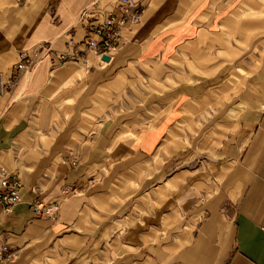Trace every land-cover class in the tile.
<instances>
[{
    "label": "crops",
    "instance_id": "1",
    "mask_svg": "<svg viewBox=\"0 0 264 264\" xmlns=\"http://www.w3.org/2000/svg\"><path fill=\"white\" fill-rule=\"evenodd\" d=\"M117 1L0 0V264H264V0H133L110 57L55 60Z\"/></svg>",
    "mask_w": 264,
    "mask_h": 264
},
{
    "label": "built area",
    "instance_id": "2",
    "mask_svg": "<svg viewBox=\"0 0 264 264\" xmlns=\"http://www.w3.org/2000/svg\"><path fill=\"white\" fill-rule=\"evenodd\" d=\"M141 10L133 0H118L115 3L114 12L103 16L101 20L93 18L86 25L84 38L81 42H75L73 37H69L66 50L55 52L54 58L59 63L85 61L86 54H78V48L84 49L80 52L92 54L94 57L106 59L115 53L120 45V33L128 25H137L140 21ZM42 49L50 50L47 46H41L39 51H34L30 55L21 53L16 69L20 72H30L39 60ZM13 83L7 85L11 88ZM20 202L19 184L15 177H4L0 180V205L5 211H9L12 206ZM58 202L45 204L35 201L31 204L34 216L46 217L54 220L59 212ZM13 254L6 245L0 247V262L9 263L13 260Z\"/></svg>",
    "mask_w": 264,
    "mask_h": 264
},
{
    "label": "rangeland",
    "instance_id": "3",
    "mask_svg": "<svg viewBox=\"0 0 264 264\" xmlns=\"http://www.w3.org/2000/svg\"><path fill=\"white\" fill-rule=\"evenodd\" d=\"M227 48H229V47H227L226 46V49H225V51H227ZM219 49H216V48H213V49H211L210 50V52H209V57L206 59L207 61H205V64L206 65H212L213 64V62H214V60H213V57H211V55H216V54H218V51ZM36 51H38V50H36ZM62 64V63H61ZM189 67H190V70L188 71V72H197V70H196V68H194V66L192 65V63H190L189 64ZM207 74H209V72L207 73ZM160 160V159H159ZM174 160V161H173ZM172 160V164L173 165H176V163H175V159H173ZM159 162H161V160L159 161ZM64 195H67V191H64ZM52 203V202H51ZM12 253V252H11ZM13 255H14V253H12Z\"/></svg>",
    "mask_w": 264,
    "mask_h": 264
}]
</instances>
